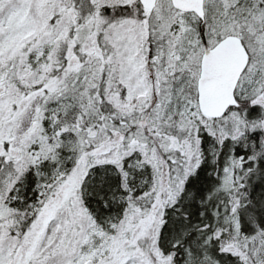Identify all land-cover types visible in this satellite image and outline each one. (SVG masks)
Wrapping results in <instances>:
<instances>
[{
  "label": "snow or ice",
  "instance_id": "6c2138e0",
  "mask_svg": "<svg viewBox=\"0 0 264 264\" xmlns=\"http://www.w3.org/2000/svg\"><path fill=\"white\" fill-rule=\"evenodd\" d=\"M0 264H264V0H0Z\"/></svg>",
  "mask_w": 264,
  "mask_h": 264
}]
</instances>
